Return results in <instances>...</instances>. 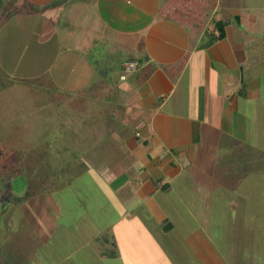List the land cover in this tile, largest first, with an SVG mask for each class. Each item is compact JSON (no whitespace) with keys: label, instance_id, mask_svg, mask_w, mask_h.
I'll return each mask as SVG.
<instances>
[{"label":"rangeland","instance_id":"1","mask_svg":"<svg viewBox=\"0 0 264 264\" xmlns=\"http://www.w3.org/2000/svg\"><path fill=\"white\" fill-rule=\"evenodd\" d=\"M56 1L0 0V150L28 160L19 172L0 169V264H264V60L251 68L261 86L239 117L235 138L230 128L205 129L192 160H180L184 167L170 189L128 211L125 200L136 198L131 186L109 194L96 186L98 172L83 174L77 165L93 147L84 135L97 133L96 122L108 124L109 112L76 111V99L55 106L52 88L34 80L46 83L52 60L60 70L56 39L67 35L65 20L43 17ZM235 4L256 14L254 42H264V0ZM93 7L74 4L72 21L91 23L99 33ZM227 16L229 41L239 47L243 34ZM70 85L73 93L91 82L74 77ZM98 149L100 156L119 154L111 145ZM25 193L31 195L23 201L12 199ZM113 241L118 255L109 257Z\"/></svg>","mask_w":264,"mask_h":264},{"label":"crops","instance_id":"2","mask_svg":"<svg viewBox=\"0 0 264 264\" xmlns=\"http://www.w3.org/2000/svg\"><path fill=\"white\" fill-rule=\"evenodd\" d=\"M239 1L244 0H215L208 4L199 26L164 16L165 0H61L44 7L46 19L56 22L64 18L61 31L67 33L56 39L59 54L63 55L56 63L59 72L58 67H53L55 60L45 71L52 82L69 87L55 83L61 98L64 93L67 97L54 105L76 99V111L84 109L104 117L109 112L104 118L109 119L108 124L102 127L96 122L97 133L84 135L93 138V147L81 153L77 165L83 174L98 172L101 181L96 186L109 194L131 186L136 198L125 200L128 211L156 192L170 189L171 181L184 167L180 160H192L205 129L216 125L224 130L230 128L235 138L238 119L246 114L248 100L261 86L260 77L251 70L260 61L247 63L255 56L258 45L264 46L262 41L254 42L256 14L235 4ZM84 3L96 9L99 33L91 23L80 22L78 27L73 24V5ZM228 13L243 34L239 47L228 38ZM222 20L230 22L225 26V36L213 41ZM118 35L126 42L118 43ZM102 41L106 42L104 46ZM125 61H134L136 68L125 71ZM74 77L91 85L77 86L71 93ZM213 87L218 93L210 91ZM213 101L218 108L211 105ZM229 115L230 126L226 118ZM107 145L119 154L100 156L98 147ZM113 242L106 254L109 257L118 255Z\"/></svg>","mask_w":264,"mask_h":264},{"label":"trees","instance_id":"3","mask_svg":"<svg viewBox=\"0 0 264 264\" xmlns=\"http://www.w3.org/2000/svg\"><path fill=\"white\" fill-rule=\"evenodd\" d=\"M215 0H165L164 2V10L163 13L164 16L177 20L179 22H186L187 24L190 22L195 23L196 25H200L203 18L202 16V11L204 8L207 7L208 4H214ZM1 4V3H0ZM1 6V5H0ZM228 24V20H222L218 22V35L213 37V41L222 39L225 36V26ZM259 48L254 51L256 54H253L255 56L251 57L248 60V64H253L257 63L261 60H264V46L258 45ZM35 82L39 84H46L49 87L52 88V99L54 100L55 103H60L66 100L67 94H63V97L61 98V92L58 91L59 89L57 88L56 84L52 82L50 79L46 80V83H44V78L39 76L36 77ZM30 160L33 156H29ZM26 158H21V159H15L11 160L10 157L5 156L1 150H0V169L3 171H14V172H19L21 171L22 167L27 163ZM13 162V166H12ZM30 193H25L20 196H14L12 199L16 201H23L24 199L28 198L30 196ZM114 245V242H112Z\"/></svg>","mask_w":264,"mask_h":264},{"label":"built area","instance_id":"4","mask_svg":"<svg viewBox=\"0 0 264 264\" xmlns=\"http://www.w3.org/2000/svg\"><path fill=\"white\" fill-rule=\"evenodd\" d=\"M136 65L137 64L134 61H125L124 62V69H125V71H131V70L136 68ZM121 77L123 78L124 76H121Z\"/></svg>","mask_w":264,"mask_h":264}]
</instances>
